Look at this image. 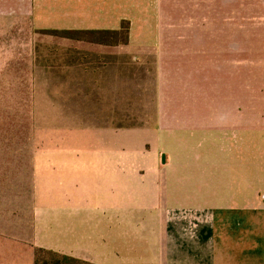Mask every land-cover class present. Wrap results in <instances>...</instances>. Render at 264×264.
I'll return each mask as SVG.
<instances>
[{
  "label": "rangeland",
  "instance_id": "obj_1",
  "mask_svg": "<svg viewBox=\"0 0 264 264\" xmlns=\"http://www.w3.org/2000/svg\"><path fill=\"white\" fill-rule=\"evenodd\" d=\"M27 1L0 0V264H34L36 248L24 239L37 205V130L104 125L145 133L174 174L182 169L184 156H196L201 148L224 154L232 144H264V0L173 7H139L137 0H127L123 15L133 41L145 44L116 55L120 72L117 67L111 71L109 94L97 103L61 95L85 90L76 83L72 88L57 85L82 72L46 69L44 49L58 44L37 34ZM34 19L38 29L60 27L58 15L42 7ZM38 48L42 64H37ZM66 108H96L107 117L55 118L54 112ZM45 220H52L46 241H68L67 217L61 224L53 216ZM76 227L83 242L90 231L84 224ZM128 232L131 246L136 232ZM142 246L143 251L152 247Z\"/></svg>",
  "mask_w": 264,
  "mask_h": 264
},
{
  "label": "crops",
  "instance_id": "obj_2",
  "mask_svg": "<svg viewBox=\"0 0 264 264\" xmlns=\"http://www.w3.org/2000/svg\"><path fill=\"white\" fill-rule=\"evenodd\" d=\"M207 1L137 0L134 4H211ZM126 6L127 0H29L27 14L36 32L117 30L127 20L123 15ZM38 7L58 15L60 27L38 29L34 19ZM133 38L130 31L127 46H77L70 51L64 43L56 42L57 47L44 49L49 64L46 69L82 72V77L57 85L72 88L76 83L85 90L63 91L61 95L101 102L109 94L111 71L117 67L120 72L116 55L130 51L133 44L138 49L144 47V41L134 42ZM41 52L38 48L35 54L37 64L43 63ZM74 52V58L67 57ZM60 58L63 61L59 62ZM101 113L96 108H66L54 116L107 117ZM37 133V205L29 237L24 239L32 247L91 264H264V144L258 148L232 144L224 154L201 148L196 156H184L182 169L174 174L150 136L135 130L83 125ZM49 216L57 224L68 218V241L45 240L52 223L45 220ZM78 223L90 231L81 238L84 247L78 240ZM128 231L136 232L131 246L126 240L131 237ZM142 244L152 247L143 251Z\"/></svg>",
  "mask_w": 264,
  "mask_h": 264
},
{
  "label": "trees",
  "instance_id": "obj_3",
  "mask_svg": "<svg viewBox=\"0 0 264 264\" xmlns=\"http://www.w3.org/2000/svg\"><path fill=\"white\" fill-rule=\"evenodd\" d=\"M39 35L51 37L56 42L66 44V49L76 48L77 46H102L115 48L127 46L130 36V22L124 20L120 23L117 30H41ZM74 53H67V57L74 58ZM35 54L37 50L35 49ZM38 55V54H37ZM84 56V53L82 55ZM34 264H91L79 259L59 254L52 250L42 248L35 249Z\"/></svg>",
  "mask_w": 264,
  "mask_h": 264
}]
</instances>
